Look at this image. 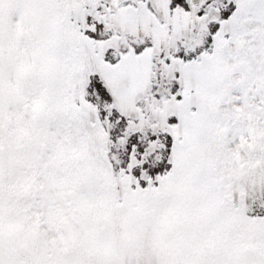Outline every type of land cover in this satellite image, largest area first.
Masks as SVG:
<instances>
[{
  "label": "snow or ice",
  "instance_id": "snow-or-ice-1",
  "mask_svg": "<svg viewBox=\"0 0 264 264\" xmlns=\"http://www.w3.org/2000/svg\"><path fill=\"white\" fill-rule=\"evenodd\" d=\"M0 264H264V0H0Z\"/></svg>",
  "mask_w": 264,
  "mask_h": 264
}]
</instances>
